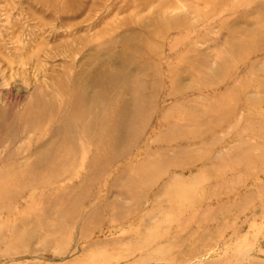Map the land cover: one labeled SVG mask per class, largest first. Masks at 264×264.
I'll return each instance as SVG.
<instances>
[{
    "label": "rangeland",
    "instance_id": "rangeland-1",
    "mask_svg": "<svg viewBox=\"0 0 264 264\" xmlns=\"http://www.w3.org/2000/svg\"><path fill=\"white\" fill-rule=\"evenodd\" d=\"M0 264H264V0H0Z\"/></svg>",
    "mask_w": 264,
    "mask_h": 264
},
{
    "label": "bare ground",
    "instance_id": "bare-ground-1",
    "mask_svg": "<svg viewBox=\"0 0 264 264\" xmlns=\"http://www.w3.org/2000/svg\"><path fill=\"white\" fill-rule=\"evenodd\" d=\"M97 69V68H96ZM98 70V69H97ZM97 73V74H96ZM95 74V77L96 78H94L93 80H91L90 81V83L89 82H87V84H85V85H89L88 87H86L85 89L86 90H88L89 89V91H88V94H87V96L86 97H83V96H81V97H83V98H78L77 96H72V102H71V109L72 110H70V111H72L73 112V116L74 117H76V118H80V119H82V118H84V117H88L89 115H90V112L93 110V108H97L98 110H99V114H101L103 111H106L107 110V107L106 106H104V108H103V106L101 107L97 102H98V99H99V96L101 95V96H103V91H108L109 93L110 92H112L114 89L113 88H105L104 87V85H102V83L100 82V80H99V74H101V71H100V69L98 70V72H96ZM119 73V72H118ZM89 79H90V77H89ZM71 90V89H70ZM61 92V91H60ZM72 92H74V86H73V88H72ZM92 92V94L91 95H89V93H91ZM63 93V92H62ZM75 93V92H74ZM64 94V93H63ZM70 94H72V93H70ZM111 97H113V95L111 96ZM110 97V98H111ZM71 99V98H70ZM81 100V101H80ZM41 101V100H40ZM37 102V101H36ZM36 102H34V103H36ZM33 103V104H34ZM38 103V102H37ZM28 104V103H27ZM82 104V106H83V112H81V111H74L75 109H77L78 107L77 106H79V105H81ZM29 106V105H28ZM100 106V107H99ZM110 107V106H109ZM108 107V108H109ZM25 108H26V104H25ZM24 108V109H25ZM126 108H127V106H126ZM31 109H33V107L31 108ZM35 110V109H34ZM124 110H126V109H124ZM27 111V110H26ZM29 111V110H28ZM37 111V110H36ZM43 111H44V109H43ZM45 112H46V110H45ZM44 112V114L46 115V113ZM53 114V113H52ZM69 114H70V112H69ZM35 116H36V114H35ZM41 116H44V115H41ZM71 116V115H70ZM46 117V116H45ZM117 117V116H116ZM38 118V117H37ZM44 118V117H43ZM56 118H58V117H56ZM71 118H73V117H71ZM119 119V120H118ZM118 119H115V126H116V123L118 122L119 123V121H120V119L121 118H118ZM127 121V120H126ZM121 123H124L123 121L121 122ZM56 124V123H55ZM124 125V124H123ZM59 126V125H58ZM61 126V125H60ZM125 126V125H124ZM57 128V127H56ZM53 129V128H52ZM62 130V129H61ZM113 135H112V139H116L117 138V136L119 135L118 134V130L116 129L115 130V127L113 128ZM71 131V130H70ZM101 131V130H100ZM94 132V131H93ZM115 133V134H114ZM120 133V132H119ZM51 134H53L52 132H51ZM66 134H68V132H66ZM66 134H65V136H66ZM69 135V134H68ZM67 135V136H68ZM74 135V134H73ZM53 136V135H52ZM62 136V135H61ZM125 137V136H124ZM62 138H63V136H62ZM74 138V137H73ZM76 138V137H75ZM61 139V138H60ZM65 139V138H64ZM66 140V139H65ZM69 140V139H68ZM45 141V140H44ZM43 141V142H44ZM70 141V140H69ZM42 143V142H41ZM54 143V142H53ZM52 143V144H53ZM57 143V142H56ZM63 143V142H62ZM75 143H77V142H75ZM75 146V145H74ZM52 147V146H51ZM62 147H64V146H62ZM54 149V148H53ZM63 149V148H62ZM65 149V148H64ZM74 149H75V147H74ZM73 149V150H74ZM71 150V149H70ZM67 151H69V149L67 150ZM56 152V151H55ZM58 152V151H57ZM56 152V153H57ZM61 152V151H60ZM60 152H58V154H60ZM55 154V153H54ZM62 154V153H61ZM55 156H57V155H55ZM57 158V157H56ZM55 161V160H54ZM53 162V161H52ZM54 163V162H53ZM29 178V177H28ZM10 181H11V179H10ZM132 197V196H131ZM29 199H30V197H29ZM8 200V199H7ZM10 203V202H9ZM25 207V206H24ZM29 207V206H28ZM27 208V207H26ZM25 209V208H24ZM69 216V215H68ZM14 236V235H13Z\"/></svg>",
    "mask_w": 264,
    "mask_h": 264
}]
</instances>
